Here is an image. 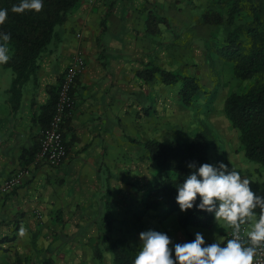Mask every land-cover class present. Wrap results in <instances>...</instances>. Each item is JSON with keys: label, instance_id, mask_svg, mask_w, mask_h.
Here are the masks:
<instances>
[{"label": "crops", "instance_id": "1", "mask_svg": "<svg viewBox=\"0 0 264 264\" xmlns=\"http://www.w3.org/2000/svg\"><path fill=\"white\" fill-rule=\"evenodd\" d=\"M229 4V0H82L57 26L56 38L40 56L36 74L22 86L20 99L10 90L15 73L0 65V185L21 168L31 170L21 185L0 191V264H105L112 253L108 240L122 241V206L130 207L131 197L139 208L135 212L128 208L136 217L123 218L125 233L128 221H133L138 244L140 233L154 230L170 238L174 253L176 244L194 241L197 233L204 246L215 242L226 246L230 228L223 221L217 223L215 216L207 227L183 228L177 219L172 227L167 222L176 212L168 213L167 206L146 208V194L159 172L145 143L182 142L194 135L197 129H192L185 110L195 102L186 105L180 96L183 82L169 84L157 69L185 75L181 63H189L176 60L174 47L201 45L207 61L208 47L221 45L215 43L217 37L208 40V34L226 22L207 23L204 14H221L223 5ZM79 51L87 65L73 88L75 106L64 123L68 154L58 167L35 165L63 74ZM185 76L199 78L192 71ZM213 109L236 136L222 145L224 164L239 171L242 179L247 176L251 190L264 197V168L246 159L225 112ZM217 121L214 127L221 130ZM126 140L142 151L127 152L137 161L125 167L124 176ZM254 212L259 215V207ZM21 225L27 229L23 238L18 234Z\"/></svg>", "mask_w": 264, "mask_h": 264}, {"label": "trees", "instance_id": "2", "mask_svg": "<svg viewBox=\"0 0 264 264\" xmlns=\"http://www.w3.org/2000/svg\"><path fill=\"white\" fill-rule=\"evenodd\" d=\"M81 1L43 0V9L39 13L28 10L15 13L12 8L19 5L21 0H0V9L8 11L5 23L0 25V43H3V35H10L8 46L12 57L2 66L12 69L15 73L10 89L15 99H20L22 86L36 74L40 56L57 36V26L66 20L68 14ZM240 9L241 0H234L227 12L229 24L234 23L235 13ZM252 14L251 26H247L242 33H229L220 49L228 61L232 62L234 75L238 79H254L255 83L243 91L231 92L225 100L224 112L238 133L240 148L246 159L264 166V20L259 5L252 4ZM204 21L222 24L225 19L222 14L207 12L204 14ZM157 70L167 76L165 82L169 84L180 80L183 82L180 96L186 105H191L199 96L202 86L198 77L180 75L160 68ZM213 140L207 131H200L188 141L145 143L148 157L157 164L159 172L155 185L146 194V208L167 206L168 213H179V224L183 228L207 227L212 223L214 212L210 213L197 207L201 203L200 197H197L194 207L187 211L180 210L176 197L177 187L202 164L208 163L216 167L220 163L224 164L222 159L209 155L211 146L220 150ZM189 164H194L195 168H190ZM107 249L114 256L113 264H134L136 255L142 249V243L136 248H129L123 240L109 239ZM172 258L175 260L173 251Z\"/></svg>", "mask_w": 264, "mask_h": 264}, {"label": "clouds", "instance_id": "3", "mask_svg": "<svg viewBox=\"0 0 264 264\" xmlns=\"http://www.w3.org/2000/svg\"><path fill=\"white\" fill-rule=\"evenodd\" d=\"M43 0H21L14 5L12 11L24 13L26 10L41 12ZM7 9H0V25L7 19ZM0 43V65L11 60V49L8 46L10 35H3ZM195 168L194 164L188 165ZM178 188L176 202L181 211L192 209L197 197L201 203L200 210L214 212L217 223L224 222L232 229V238L227 240L226 246L220 242L204 246L205 241L200 233L195 240L183 244H176L175 260L172 258V244L170 238L161 232L149 230L140 233L142 249L134 259V264H257L255 257L257 250L264 247V197L257 196L250 188V179L227 165L220 163L218 167L208 163L202 164L197 170L189 174ZM218 205V206H217ZM259 207L257 215L254 209ZM258 217V218H257ZM242 225L250 246H245L242 240ZM19 236L25 237L27 229L21 225Z\"/></svg>", "mask_w": 264, "mask_h": 264}, {"label": "rangeland", "instance_id": "4", "mask_svg": "<svg viewBox=\"0 0 264 264\" xmlns=\"http://www.w3.org/2000/svg\"><path fill=\"white\" fill-rule=\"evenodd\" d=\"M229 1L230 5L234 2V0ZM252 4H257L261 7L262 17L264 20V0H241V9L235 13L234 23L231 25L228 24L226 20L227 9H229L230 5H223L222 12L220 13L223 15L226 22L225 24L227 26L224 24L222 26H216V28L208 34V37L210 36L208 40L217 37L219 40L215 41V43L224 45V40L226 39L229 33H242L247 26H251V18L253 16ZM221 45H219V47H217L218 45H215L216 48L214 49H211L213 47H208L207 61L203 60V56L205 55L202 51L201 45H199V47H174L173 56L176 58L177 61L184 60L185 64L189 63V66L181 63L180 70H182V74L189 75L191 71L197 73L199 75L198 81L202 86L199 96H197L196 101H194V105L188 107V112L185 110V113H190L189 116L193 123H191L192 129H197L193 130L194 135L200 131H207L209 136H212L214 138L212 142L214 144H218L220 142L221 146V150H216L213 146H211V148L209 149V155L211 157H217L220 158V160L222 159V161H225V159L222 158V145L226 143V140H234L236 136L229 124H227L223 119L220 120L218 115H213L212 109L214 108L217 111L222 109V111H224L223 103L227 95L231 92L243 91L249 88L250 86L254 85L255 80H240L234 75L232 69V62L228 61L227 56L222 54L220 49ZM178 86L179 84H176L175 87ZM175 105V111L176 113H179L181 107L179 105L177 106V103ZM216 120H218L216 124L218 126L221 125V130H219L216 126L214 127L213 123L216 122ZM132 132L134 133L135 129H133V131H127L128 134H132ZM194 135H192L191 139L194 137ZM129 151H136L137 153H139L142 151V149L141 147H138L135 144L131 143L130 140H126L125 143H122V162H125V166L122 167V174L124 176H126L125 173L127 171L125 167L129 166L130 168V166L132 165L131 162L137 161L135 160L136 158L132 159L128 157L127 152ZM252 163L255 164L256 162ZM257 164L264 168L262 164ZM262 176V186L264 187V174H262ZM122 182L126 183L129 181L123 179ZM127 199L131 201V206L128 208L132 209L133 212H135V210L139 208V205L135 204L136 202L134 201L135 199L133 197ZM128 208L122 206V240L127 247L136 248L138 245V240L134 232L137 230V227L135 226V223L133 221H128L130 228H127V233H125L126 225L124 224L125 220L123 218H131L133 215L131 214L132 211H129L130 209ZM176 219L179 222L178 212L174 213V216H172L167 223H169L173 227L177 224ZM110 255V258L105 260V264L113 263V254L110 253Z\"/></svg>", "mask_w": 264, "mask_h": 264}, {"label": "built area", "instance_id": "5", "mask_svg": "<svg viewBox=\"0 0 264 264\" xmlns=\"http://www.w3.org/2000/svg\"><path fill=\"white\" fill-rule=\"evenodd\" d=\"M86 65V57L82 51H79L73 56L70 65L65 70L60 83L54 112L48 126L42 131L39 149L33 159L35 165L47 163L52 167H58L66 158L68 150L64 142V123L74 109L75 97L73 88L77 78L84 72ZM30 173L29 167L17 170L0 185V191L6 193L13 190L21 185L24 178L29 176ZM245 228H247V225H242V240L245 246H250L244 231ZM231 238L232 229L230 228L227 240ZM254 259L257 264H264V247L257 250V255Z\"/></svg>", "mask_w": 264, "mask_h": 264}]
</instances>
